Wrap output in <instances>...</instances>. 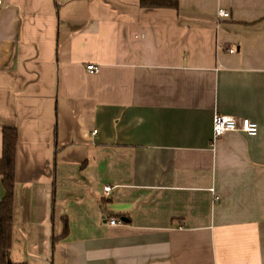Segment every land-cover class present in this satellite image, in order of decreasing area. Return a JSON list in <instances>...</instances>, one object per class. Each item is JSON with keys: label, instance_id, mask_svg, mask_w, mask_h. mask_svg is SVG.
Segmentation results:
<instances>
[{"label": "crops", "instance_id": "1", "mask_svg": "<svg viewBox=\"0 0 264 264\" xmlns=\"http://www.w3.org/2000/svg\"><path fill=\"white\" fill-rule=\"evenodd\" d=\"M2 1L11 261L264 264V0Z\"/></svg>", "mask_w": 264, "mask_h": 264}, {"label": "trees", "instance_id": "2", "mask_svg": "<svg viewBox=\"0 0 264 264\" xmlns=\"http://www.w3.org/2000/svg\"><path fill=\"white\" fill-rule=\"evenodd\" d=\"M144 8H173L178 9L176 0H141ZM18 131L15 128L3 130V150L0 160V176L5 190V196L0 203V264L14 263L10 259L13 236V211L16 185V150Z\"/></svg>", "mask_w": 264, "mask_h": 264}, {"label": "built area", "instance_id": "3", "mask_svg": "<svg viewBox=\"0 0 264 264\" xmlns=\"http://www.w3.org/2000/svg\"><path fill=\"white\" fill-rule=\"evenodd\" d=\"M3 6V1L0 0V8ZM220 18H228L229 12L226 10L219 11ZM230 53H234V49L229 50ZM87 70L90 74H95L99 71L98 66L89 65ZM230 132H241L248 136H256L259 132V126L256 122L250 119H237L232 116L223 115L220 113L215 114L214 116V140H218L219 138L223 137L224 135ZM96 133V132H94ZM111 188H105V192L107 195L111 193ZM109 223L111 225H117L122 223V221L117 220L115 218L110 219Z\"/></svg>", "mask_w": 264, "mask_h": 264}]
</instances>
